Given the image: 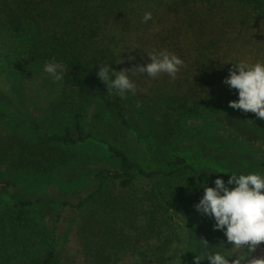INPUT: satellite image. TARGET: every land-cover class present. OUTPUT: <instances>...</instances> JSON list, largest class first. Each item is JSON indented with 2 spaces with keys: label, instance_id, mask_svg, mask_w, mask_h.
Listing matches in <instances>:
<instances>
[{
  "label": "rangeland",
  "instance_id": "rangeland-1",
  "mask_svg": "<svg viewBox=\"0 0 264 264\" xmlns=\"http://www.w3.org/2000/svg\"><path fill=\"white\" fill-rule=\"evenodd\" d=\"M36 1L43 5L0 0V111L34 119L50 133L80 113L96 139L45 149L29 126L0 122V203L18 197V188L38 194L93 189L82 193L79 207L37 203L25 220L17 211H0V264H33L53 237L55 264H193L195 254L205 251L221 252L230 264L239 256L243 264V249L231 250L214 221L193 208L203 181L163 173L122 187L105 177L96 191L93 176L120 170L108 145L147 171L165 172L168 152L178 150L197 168L264 173V119L230 108L237 96L223 83L232 62H264V0H98L87 13V27L73 33L87 37L79 60L66 56L77 52L73 43L66 45L68 34L54 11L42 22L17 25L18 12ZM145 11L153 20L141 23ZM165 49L183 61L176 79L136 73L130 77L135 95H124L134 126L157 147L154 153L79 78L91 71L92 61L132 69L150 62L146 52ZM49 61L58 64L60 81L44 71Z\"/></svg>",
  "mask_w": 264,
  "mask_h": 264
},
{
  "label": "clouds",
  "instance_id": "clouds-1",
  "mask_svg": "<svg viewBox=\"0 0 264 264\" xmlns=\"http://www.w3.org/2000/svg\"><path fill=\"white\" fill-rule=\"evenodd\" d=\"M150 20H153L152 12L145 11L141 23ZM146 53L150 62L132 69L117 71L108 63H98L96 75L108 91L115 90L121 96L128 93L135 95L137 87L130 77L136 73L146 74L153 79L160 74H167L170 79H176L179 68L183 65L182 59L166 49ZM120 62L121 60L116 63ZM232 64L223 80L237 96L235 100L229 101V107L252 112L257 118L264 119V62L238 61ZM44 71L53 82L62 79L63 74L58 71V64L54 61L45 63ZM225 173H230L227 180L217 176L212 182L213 186H209L207 181L199 185L203 189V195L193 208L214 221L213 229L223 233L225 242L232 246L231 250L245 249L247 245L248 250L252 251L264 242V173L245 174L235 170ZM228 258L219 251H205L200 255L195 254L193 264H200L205 259L209 264H230ZM231 264H242L241 257L236 256ZM246 264H264V259L247 261Z\"/></svg>",
  "mask_w": 264,
  "mask_h": 264
},
{
  "label": "trees",
  "instance_id": "trees-1",
  "mask_svg": "<svg viewBox=\"0 0 264 264\" xmlns=\"http://www.w3.org/2000/svg\"><path fill=\"white\" fill-rule=\"evenodd\" d=\"M43 5L39 4L36 1V4L32 8H24L23 11H19L17 15V25L21 26L22 23L24 25H33V22L39 23L44 21V18L51 15L54 11V14L58 18H62L61 22H63V30L67 33L68 37L66 40V45H69L70 42L74 44L73 51L77 52V54H70L69 52L66 56L73 59L79 60V57L83 56L84 51L88 48L86 41L87 37L80 40L77 39L78 35H73L76 29L86 28L87 20L90 16L87 15L92 9L96 8V5H99L98 0H41ZM209 3L213 0H207ZM242 2H250L252 0H238ZM258 3V0H255ZM103 11V10H102ZM24 13L30 14L28 17H24ZM102 14V13H101ZM95 31V30H94ZM56 30L54 31L55 35ZM79 33V30L77 31ZM56 36V35H55ZM65 45V46H66ZM64 46V45H63ZM104 50V49H103ZM103 50H100L101 52ZM93 66L90 72H86L80 76V81L91 87L96 92V96L98 100L102 102V104L111 108L117 117L120 119L121 123L124 127L133 133L140 140L142 145L150 149L152 152L156 153L157 147L153 145L150 141L149 136L146 133H143L139 129H137L130 117V113L125 104L124 96H121L115 92V90L108 91L106 86L99 80L96 75L98 71V63L103 64L107 63L106 61H92ZM95 62V63H94ZM109 64V63H108ZM109 66L113 68L110 64ZM114 69V68H113ZM70 71H66L65 75L69 78L71 75ZM69 73V75H68ZM0 122L11 125H21L25 124L29 126L40 138L41 145L43 148L47 149L51 144H64V145H77L80 143H85L91 139H96L92 132L87 131L85 127V123L83 121L82 115L80 113H76L74 116V122L65 126L58 133H50L45 127L41 126L37 121L31 119L29 117H20L13 118L6 115L4 112L0 111ZM110 152H112L113 156L116 157L120 162V170H101L95 176H93V181L95 185H98L94 190L98 191L101 188V181L105 177H110L116 180L120 186L128 187L138 178V177H151L156 174H166V175H175L179 174L181 176H185L189 174L191 179L196 180L198 182H205L209 185H212V182L217 176H220L227 180L228 174L220 172L216 168L212 167H203L197 168L192 166L187 162L186 158L183 157L178 150H171L168 152V158H165L166 162V171H147L144 167L137 161L133 160L126 152L123 150L113 146L108 145ZM215 172V173H214ZM210 174L208 176L205 175ZM213 173V174H212ZM8 185H12L17 189V186L12 182H7ZM213 186V185H212ZM88 189L92 190L93 188H85V189H72L70 191H62L60 189L55 190L53 193H42L38 194L31 191H21L19 188L17 189L20 194L18 197L6 200L0 203V211L3 210H12L14 212L17 211V216L20 220L26 219L27 210L31 209L37 203L47 202V201H56L60 203L62 207L71 206V207H79L83 203V192H87ZM77 199V202L73 200ZM60 218V214L58 215V219ZM57 219V220H58ZM56 225L54 226V230H56ZM13 248V246H11ZM167 247L164 246L162 249V253H166ZM253 251V250H252ZM252 251L248 250V246L245 245V249H243V255L246 258ZM165 256V254H163ZM57 258V248H56V239L53 237L51 244L45 249V252L34 259L33 264H55ZM166 258L164 257L163 261ZM140 264V263H134ZM142 264H150V263H142Z\"/></svg>",
  "mask_w": 264,
  "mask_h": 264
},
{
  "label": "water",
  "instance_id": "water-1",
  "mask_svg": "<svg viewBox=\"0 0 264 264\" xmlns=\"http://www.w3.org/2000/svg\"><path fill=\"white\" fill-rule=\"evenodd\" d=\"M264 259V244L261 242L257 247L245 258L243 264H246L247 261Z\"/></svg>",
  "mask_w": 264,
  "mask_h": 264
},
{
  "label": "flooded vegetation",
  "instance_id": "flooded-vegetation-1",
  "mask_svg": "<svg viewBox=\"0 0 264 264\" xmlns=\"http://www.w3.org/2000/svg\"><path fill=\"white\" fill-rule=\"evenodd\" d=\"M263 244H264V242H263Z\"/></svg>",
  "mask_w": 264,
  "mask_h": 264
}]
</instances>
